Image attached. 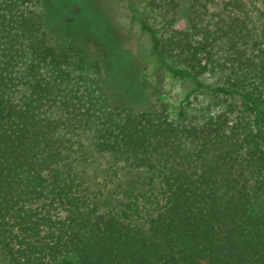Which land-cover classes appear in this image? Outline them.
I'll return each instance as SVG.
<instances>
[{
	"label": "trees",
	"instance_id": "16d2710c",
	"mask_svg": "<svg viewBox=\"0 0 264 264\" xmlns=\"http://www.w3.org/2000/svg\"><path fill=\"white\" fill-rule=\"evenodd\" d=\"M133 1L193 85L174 118L114 94L100 54L68 69L88 44L56 39L39 0H0V264H264V0Z\"/></svg>",
	"mask_w": 264,
	"mask_h": 264
},
{
	"label": "rangeland",
	"instance_id": "374dc122",
	"mask_svg": "<svg viewBox=\"0 0 264 264\" xmlns=\"http://www.w3.org/2000/svg\"><path fill=\"white\" fill-rule=\"evenodd\" d=\"M223 0H214L210 11L221 8ZM129 0H39L37 9L44 14L48 31L58 40L82 35L88 44L83 62L72 58L68 69L84 73L91 71V58L101 55L103 77L114 94L121 93L135 108L141 109L160 102L168 107L172 118L178 105L192 91L193 85L174 78L151 52L147 33L130 15ZM184 1L182 7H186ZM175 28L188 27L186 15L179 11ZM80 67V68H81ZM201 97V96H198ZM200 100V98H199ZM194 102L192 107L196 108ZM198 108V107H197ZM84 148L80 151L85 160L82 165L90 173V179L101 183L109 180L106 160L94 154L90 156L87 139L81 138Z\"/></svg>",
	"mask_w": 264,
	"mask_h": 264
}]
</instances>
